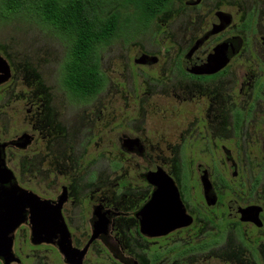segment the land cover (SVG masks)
I'll use <instances>...</instances> for the list:
<instances>
[{"label": "rangeland", "instance_id": "rangeland-1", "mask_svg": "<svg viewBox=\"0 0 264 264\" xmlns=\"http://www.w3.org/2000/svg\"><path fill=\"white\" fill-rule=\"evenodd\" d=\"M187 1L173 0L145 27L127 0H108L109 10L120 13L122 26L100 51L106 85L86 102L71 98L62 85L66 47L55 33L24 17L0 20V55L13 72L0 87V142L25 133L35 136L27 150L6 151L7 166L22 188L45 198L61 195L63 186L69 188V198H149L152 187L143 175L150 171L146 163H154L182 185L185 198H203L198 165L209 168L220 194L264 198L262 148H252L247 138L239 139L238 149L232 114L236 107L255 104V117L242 131L249 137L254 131L264 134V123H256L264 117V87L257 96L255 86L258 80L264 84V0H202L197 8ZM218 10L234 18L221 36H241L243 50L220 78H186L175 63L209 29ZM251 14L255 22L244 29ZM221 36L198 55L205 56ZM139 52L159 61L136 65ZM125 135L143 141L146 162L122 150ZM223 145L242 160L237 177L224 160ZM259 175L254 192L252 183Z\"/></svg>", "mask_w": 264, "mask_h": 264}, {"label": "flooded vegetation", "instance_id": "flooded-vegetation-1", "mask_svg": "<svg viewBox=\"0 0 264 264\" xmlns=\"http://www.w3.org/2000/svg\"><path fill=\"white\" fill-rule=\"evenodd\" d=\"M201 3L202 0L197 4L193 0H188L186 5L197 8ZM219 12L230 15L221 10L211 15L209 29L199 39L209 37L195 52L192 60L207 59L216 46L226 41L237 43L241 41L242 46L240 52L231 58L229 65L240 56L244 39L238 35L221 36L231 27L234 21L232 15H230L232 17L230 26L221 33L210 34L213 29V17ZM250 16L249 20L253 26L255 19L253 14ZM218 36L222 37L221 40L205 56H199V51L211 39ZM193 45L183 59L182 56L178 57L175 63L177 72L186 78L200 81L214 80L227 74L229 65L212 75L188 73L183 63ZM145 54L156 58L157 61L142 66H153L159 61V58ZM255 86L259 96L264 84L258 80ZM232 114L238 149L242 144L239 139L251 138L252 148L261 147L264 154L263 132L254 131L249 137L246 136L247 132L242 131L244 124L255 117V104H250L247 109L236 107ZM256 123H264V117L257 119ZM32 136L34 142L35 136ZM140 141L143 153L126 151L123 148V140L122 150L138 155L145 161L147 148L141 139ZM11 147L14 146H9L7 149ZM222 151L225 162L232 169V176L237 177L242 164L241 158L235 157L224 145ZM246 155V159L249 160L247 163L251 164L250 156ZM146 164L150 170L148 173L154 172L159 167L154 163ZM204 168L207 170L215 198L205 196L199 165L197 172L203 198H191L189 195L185 198L182 185L179 186L173 178L180 191V201L186 215L183 223H191L155 236L144 233V230L147 232L148 228H143L141 214L151 202L155 191V187L147 181L148 173H145L143 177L152 187L149 198H60L62 194L45 198L36 194L41 198H31L32 201L25 212V221L14 233L13 264H264V198H253V195L250 198H235L220 194L209 168ZM216 168L215 164L213 169ZM183 179H185L186 189L189 185L188 180L186 177ZM219 179L224 188H230L228 180H225L222 175ZM261 180L259 175L253 181L254 192H257ZM65 187L67 186L62 187V193ZM187 193L189 194V188ZM170 208L171 203L167 199L159 206L157 205L154 211L146 214L145 226L156 225L159 222L158 218L161 217L162 209L165 213ZM34 233H38L39 236L34 237ZM0 264H4L2 258H0Z\"/></svg>", "mask_w": 264, "mask_h": 264}, {"label": "trees", "instance_id": "trees-1", "mask_svg": "<svg viewBox=\"0 0 264 264\" xmlns=\"http://www.w3.org/2000/svg\"><path fill=\"white\" fill-rule=\"evenodd\" d=\"M173 0H127L140 23L147 27ZM19 17L36 21L55 33L66 47L62 85L76 101L98 96L106 85L100 51L119 35L122 20L108 8V0H0V20ZM251 19V18H250ZM252 27L248 20L244 29Z\"/></svg>", "mask_w": 264, "mask_h": 264}, {"label": "water", "instance_id": "water-1", "mask_svg": "<svg viewBox=\"0 0 264 264\" xmlns=\"http://www.w3.org/2000/svg\"><path fill=\"white\" fill-rule=\"evenodd\" d=\"M195 4L200 3L201 0H193ZM213 29L211 35L223 32L232 23V17L227 13L219 12L213 17ZM209 34V35H210ZM206 36L196 41L189 53L184 59V69L194 75H212L225 69L233 56L240 52L242 46L241 41H226L216 46L208 58L205 60H192L196 51L208 39ZM236 40H239L236 38ZM156 58L150 57L143 52L137 53L134 63L136 65H147L148 63H155ZM13 77L12 68L9 62L0 55V87L7 84ZM33 136L25 133L16 140L0 144V258L4 260V264H13L12 247L14 240V233L17 228L25 221V212L32 201L31 198H41L34 192L22 188L16 180L14 172L7 166L5 151L7 147L14 146L20 150H27L32 142ZM123 148L126 151H135L139 154L143 153V146L139 138H131L129 136L123 137ZM199 173L201 174V182L205 190L206 198H215L212 185L207 175V170L199 166ZM147 181L155 187L152 194V200L143 211L142 220L143 228L147 227L149 236L160 235L168 233L178 227L188 225L191 222H184L185 211L181 204L180 191L174 179L161 167H157L154 172H150L146 176ZM60 198H69L68 188L63 189ZM169 200L171 208L163 213L158 218V223L153 226H145L144 220L146 214L154 211L165 200ZM140 217V215H138ZM39 236L34 233V237ZM69 243V241L67 242Z\"/></svg>", "mask_w": 264, "mask_h": 264}]
</instances>
